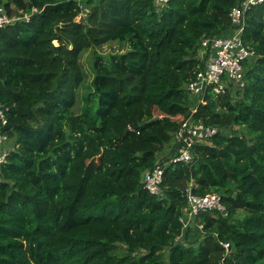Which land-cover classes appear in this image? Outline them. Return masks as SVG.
<instances>
[{
  "label": "trees",
  "instance_id": "obj_1",
  "mask_svg": "<svg viewBox=\"0 0 264 264\" xmlns=\"http://www.w3.org/2000/svg\"><path fill=\"white\" fill-rule=\"evenodd\" d=\"M242 1L157 10L153 0H85L75 22L74 0H0L9 15L37 9L0 28L12 144L0 166V264H264V3L243 15L252 54L242 91L200 101L186 89L205 66L202 36L230 35ZM114 41L127 49L95 50ZM87 49L92 90L75 113ZM188 118L222 131L193 144L190 160L170 161ZM156 166L152 194L143 175ZM188 188L220 194L224 209L185 227Z\"/></svg>",
  "mask_w": 264,
  "mask_h": 264
},
{
  "label": "built area",
  "instance_id": "obj_2",
  "mask_svg": "<svg viewBox=\"0 0 264 264\" xmlns=\"http://www.w3.org/2000/svg\"><path fill=\"white\" fill-rule=\"evenodd\" d=\"M79 8V14L75 22L79 21L88 11L85 8V0H74ZM170 0H153L157 10L165 7ZM264 3V0H244L240 5H236L230 12L233 29L228 36H202L200 49L206 54L205 66L198 71L196 78L187 84L186 89L192 95L198 96L203 100L205 93L222 95L230 89L241 90L244 88L245 80L243 77V62L248 59L252 50L246 45L241 37L243 30L244 12L252 6ZM33 7L30 13L19 15H9L4 6H0V28L7 26L17 20H28L30 14L36 12ZM7 122L5 110L0 106V166L5 163L7 155L11 150V141L2 132V125ZM222 129L215 125H204L202 122H195L191 118L186 119L176 131L175 137L182 145L178 154L170 161H188L191 159L190 148L198 141H206ZM164 168L156 166L152 170H147L143 175V185L150 193L158 194L163 178ZM1 180V178H0ZM186 200L188 207L185 210L186 216L181 221L186 227L189 222L202 212L214 209L223 210L221 196L217 193L206 195H196L188 188L186 190ZM190 225V224H189ZM229 247L228 243H224Z\"/></svg>",
  "mask_w": 264,
  "mask_h": 264
},
{
  "label": "rangeland",
  "instance_id": "obj_3",
  "mask_svg": "<svg viewBox=\"0 0 264 264\" xmlns=\"http://www.w3.org/2000/svg\"><path fill=\"white\" fill-rule=\"evenodd\" d=\"M127 49V46L123 43H119L117 41L114 42H109L101 47L96 48L95 50H97L99 53L102 54H108V53H118V52H123ZM93 49H87L82 53L81 56V65L82 68L84 69V72L86 73V80L84 81V83L80 86V88L77 91V102L76 105L74 107V111L75 113H79L81 106L83 104L84 101V97L92 90V86H91V79H92V72H91V60H92V56L94 53ZM154 114L157 115L158 111L156 109H154ZM238 127H234V129H237ZM242 129L239 128L237 131H241ZM176 139V137H174ZM90 160V157L85 159L82 162V165H85L86 163H88ZM161 162L166 163L167 159L161 158ZM171 160V158L169 159ZM168 160V161H169ZM201 228L202 225L199 224V226L197 225V222H195V224L193 225V231L195 232L198 228Z\"/></svg>",
  "mask_w": 264,
  "mask_h": 264
},
{
  "label": "water",
  "instance_id": "obj_4",
  "mask_svg": "<svg viewBox=\"0 0 264 264\" xmlns=\"http://www.w3.org/2000/svg\"><path fill=\"white\" fill-rule=\"evenodd\" d=\"M154 118H157V116H155Z\"/></svg>",
  "mask_w": 264,
  "mask_h": 264
}]
</instances>
